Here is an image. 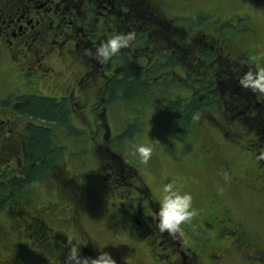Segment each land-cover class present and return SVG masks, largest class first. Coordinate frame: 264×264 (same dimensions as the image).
I'll list each match as a JSON object with an SVG mask.
<instances>
[{
    "label": "flooded vegetation",
    "instance_id": "af4514ba",
    "mask_svg": "<svg viewBox=\"0 0 264 264\" xmlns=\"http://www.w3.org/2000/svg\"><path fill=\"white\" fill-rule=\"evenodd\" d=\"M172 24L150 0H0V203L6 204L0 213L34 224L35 235L44 237L45 243H50L46 254L38 248L49 260L46 261L48 264L52 261L66 264L65 258L75 244H79L82 256L95 258L100 253L82 234L51 225L46 220V217L54 219L53 216H56L50 214L51 209L39 207L35 214L28 212V207H34L35 203L32 206L29 203L40 185L47 180L56 184V177L50 176V172L42 183L38 180L32 182L33 186L29 187L27 193L21 188L29 169L36 165L35 151L29 148L30 130L43 126L55 132V135L58 133L54 126L42 124L44 120L30 116L26 109L34 99H47L70 108L69 119L74 124L73 115L85 113V106L90 101L89 94H92L89 111L95 113L96 109L102 108L103 112L97 116L99 121L92 133L94 148L88 151L92 152L91 156L98 163V173H104L102 179L113 182V189L129 186L122 206L133 222V234L137 240L145 239L151 244L153 255L158 260L162 259L163 264H228V252L237 242L247 247L250 253L248 260L264 264V246L260 237L248 236L243 220L235 218L223 202H220L222 206L219 210L214 209L215 202L211 203L209 217L213 219L214 226L208 230L201 229L194 222L190 230L182 228V235L174 237L167 232L161 233L157 226L159 201L153 199L147 184L141 183L135 166L121 163L124 161L122 154L116 150L118 135L111 137L108 127L105 133L101 132L100 119L108 105L113 103L107 95L109 82L112 78H118L125 67L124 55L127 54L133 62L138 54H145L149 57L145 67L149 66L153 54L166 51L167 42L170 43L168 30ZM174 28L177 34L181 32L179 25ZM117 32H134L136 38L107 64L100 63L95 58V49L101 40ZM138 42L145 43L139 53L135 47ZM174 45L179 49L176 42ZM132 48L133 53L129 50ZM87 50H91V54ZM126 50L130 53H122ZM218 66H225L219 75L222 79L218 82L224 88L221 98L227 111L226 117L229 116L237 124L245 122L250 128L243 134L244 138L246 135L247 145L242 141L232 144L251 155L261 170V166L264 167V156H261L264 154V124L259 118L261 114L264 115V92H253L241 86L240 78L253 69L249 64L243 63L240 70V63L232 57ZM82 94L84 100L80 99ZM222 127L217 128L228 142V128ZM224 129H227L226 132ZM55 145H58L56 140ZM69 155L73 156L71 153ZM256 156H261L263 165ZM15 188L21 192L12 194ZM57 220L68 225L73 222L71 218L60 216H57ZM187 235L198 244L188 245L185 242ZM201 242H209L212 248V255L208 259L203 249L205 244ZM25 243L31 245L29 241ZM15 253L23 254L17 248Z\"/></svg>",
    "mask_w": 264,
    "mask_h": 264
},
{
    "label": "rangeland",
    "instance_id": "374dc122",
    "mask_svg": "<svg viewBox=\"0 0 264 264\" xmlns=\"http://www.w3.org/2000/svg\"><path fill=\"white\" fill-rule=\"evenodd\" d=\"M176 1L172 4L169 2L168 9L174 13L179 11L180 17L193 26L198 25L197 21L206 22L200 16L208 10L212 18L220 19V23L232 17L228 26L233 30L228 31L231 34L234 32L230 36L234 53L251 47L264 62V10L255 0ZM182 5L187 8L183 9ZM195 12L199 13L198 19L190 20L189 14ZM242 29L246 33L241 35ZM91 95H88L90 101L87 106L84 105L88 113L85 111L83 115H73V126L79 130L78 136L71 140L63 130H57V144L68 145L66 151L69 149V153L61 161V178H58L56 184L47 180L36 191L32 213L35 214L36 209L42 207L51 209L50 214H55L53 217L56 220L57 216L71 218L73 222L70 225L56 221L51 216L46 217V220L56 228L82 234L94 244L98 253H110L117 264H163L162 259L158 260L153 255L151 244L145 239L137 240L133 234V222L122 206L129 186L113 189V182L102 179L104 173H98V163L91 156L92 152L88 151L94 148L91 137L99 121L97 116L103 112L102 108L96 109L95 113L89 111ZM83 97L82 94L80 99L84 100ZM162 101L156 95L154 100L141 105L140 124L135 120V111L139 107L132 106L131 111H125L119 102L111 103L100 119L103 128L101 132L105 133L108 127L111 137L120 136L128 123L137 124V129L134 128L135 140L131 144L117 146L116 150L122 154L125 164L135 166L141 183L147 184L155 201H159V190L164 183L175 182L181 191L192 194V206L197 213L192 219L193 225L195 222L196 226L199 224L204 230L214 226L213 219L209 217L210 205L215 202L214 209L219 210L222 206L220 202H223L235 218L243 220L247 235H258L264 246V176L260 175L256 160L238 145L227 142L223 133L207 118L197 120L187 138L183 139L178 133L170 135L167 133L169 126L160 121ZM211 111L215 112L214 108ZM142 143L153 146L152 156L147 162H142L135 152L136 145ZM87 152L88 155L84 156ZM225 173H228V177ZM26 241V236L21 234L18 219L0 213L2 264L49 263L45 255L34 246H28ZM185 242L188 245L198 244L188 235ZM240 244L237 242L232 251L228 252V264H257L247 259L250 253L247 247ZM205 247L203 249L208 259L213 251L209 242H206ZM16 248L22 250L23 254L15 253ZM51 264L57 263L52 261Z\"/></svg>",
    "mask_w": 264,
    "mask_h": 264
},
{
    "label": "trees",
    "instance_id": "16d2710c",
    "mask_svg": "<svg viewBox=\"0 0 264 264\" xmlns=\"http://www.w3.org/2000/svg\"><path fill=\"white\" fill-rule=\"evenodd\" d=\"M255 1L264 10V0ZM150 2L153 6H158L163 15L173 23L168 30L170 43L167 42L166 51L152 55L151 64L147 67H145V63L149 57L144 56L145 54H138L136 58H133V62L129 60L130 57L128 58L127 54L124 55L126 56L124 57L125 67L122 68L118 78H112L109 82L107 95L110 102H119L124 106L125 111H131L132 106L139 107L135 111L137 114L135 120H138V124H140L142 123L141 105L154 100L156 95H159L163 100L160 106V121L169 126L167 133L170 135L171 133H178L183 139L187 138L188 132L194 123L197 120L207 118L216 127L228 128V142L242 141L243 144L247 145L246 135L244 138L243 134L250 129L249 126L245 122L237 124L229 116L226 117L227 111L221 98L224 88L218 82L222 79L219 75L222 69H225V66L220 67L218 65L233 57L240 63V70H242L243 63L249 64L250 68L254 69L257 65H264L263 61L253 52L251 47L242 48L241 52L234 53L233 46L230 45V36H233L234 32L231 34L228 31L233 30L229 29L228 26L231 17L220 23V19L212 18V14L208 10L200 16V19L205 18L206 22L199 23L197 21L196 25H198L193 26L180 17L181 13L179 11L174 13L168 9L169 2L172 4L178 1L150 0ZM183 7L187 8L182 5ZM189 15L190 20H197L199 13L195 12ZM176 25L181 27L179 34L176 33L177 31L174 28ZM235 30L238 31V29ZM245 33L246 31L243 32L242 29L241 35ZM174 42L177 43L179 49L176 48ZM144 46L145 43L140 44V42L135 45L139 50L138 53L142 51ZM129 50L131 53L134 52L133 48ZM129 50L122 53L129 54ZM134 69L136 70L134 71ZM212 108L215 112H210ZM26 112L34 118L44 120L42 124L46 126L51 125L57 130L65 131L68 135H71V137L67 136L71 140L75 138L74 136H78L77 130L69 119L71 110L68 107L54 104L47 99H34L27 107ZM208 112L211 114L208 115ZM197 114L199 119H194ZM226 118H228V121ZM259 119L261 124H264V115L261 114ZM135 126L137 124L128 123L122 134L118 136V147H122L126 143L131 144L135 140ZM226 130L223 131L226 132ZM55 134V132L43 126L40 128L32 127L30 130L29 148L35 151L36 165L29 169L26 175L27 179L23 181L25 184L21 188L26 193L30 189L29 187L33 186L32 182L38 180L39 183H42L49 177L50 172L52 173L50 176L56 177V182L58 178H61L59 176L61 161L69 151L63 148L64 144L55 145V140L57 142L59 139L58 135ZM261 156L263 158L264 154ZM261 156L255 158L263 165L260 161ZM121 163L125 164L124 161ZM261 167L260 175L264 176V167ZM17 192H21V190L12 189V194H17ZM29 204L32 206L33 200ZM5 207L6 204L1 202L0 211ZM28 212L33 214L32 207H28ZM19 224L20 231L26 234V238L31 242L32 247L34 245L42 253H48L46 249H48L50 243H45L44 237L35 235L34 224L23 221L21 218L18 219ZM192 226L191 221L184 224L182 228L190 230Z\"/></svg>",
    "mask_w": 264,
    "mask_h": 264
},
{
    "label": "clouds",
    "instance_id": "9594fccd",
    "mask_svg": "<svg viewBox=\"0 0 264 264\" xmlns=\"http://www.w3.org/2000/svg\"><path fill=\"white\" fill-rule=\"evenodd\" d=\"M136 38L134 32H117L116 34L101 40L95 49V58L102 64H107L121 49L130 46ZM89 54H91V50ZM240 84L244 88H249L253 92H264V65H257L254 69H249L240 78ZM194 119H199L195 115ZM135 152L142 162H147L153 152L151 144H137ZM193 197L190 192L181 191L175 182L164 183L159 190V208L157 212L158 229L161 233L167 232L176 237L183 234L182 225L192 221L197 214L192 206ZM66 264H117V261L108 252L101 251L93 257L81 255L79 244L73 245L69 254L65 258Z\"/></svg>",
    "mask_w": 264,
    "mask_h": 264
},
{
    "label": "bare ground",
    "instance_id": "6f19581e",
    "mask_svg": "<svg viewBox=\"0 0 264 264\" xmlns=\"http://www.w3.org/2000/svg\"><path fill=\"white\" fill-rule=\"evenodd\" d=\"M126 187V186H125ZM139 188V187H138ZM135 192V190H133ZM145 191V190H144ZM149 191V190H148ZM146 197V196H145ZM141 198V197H140ZM125 200V199H124Z\"/></svg>",
    "mask_w": 264,
    "mask_h": 264
}]
</instances>
